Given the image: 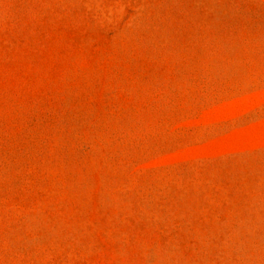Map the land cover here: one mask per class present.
I'll return each mask as SVG.
<instances>
[{"label":"rangeland","instance_id":"rangeland-1","mask_svg":"<svg viewBox=\"0 0 264 264\" xmlns=\"http://www.w3.org/2000/svg\"><path fill=\"white\" fill-rule=\"evenodd\" d=\"M0 264H264V0H0Z\"/></svg>","mask_w":264,"mask_h":264}]
</instances>
